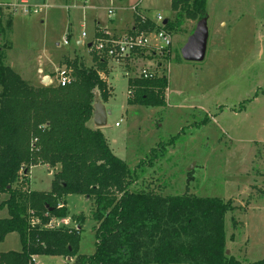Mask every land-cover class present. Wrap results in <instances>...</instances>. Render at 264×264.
Here are the masks:
<instances>
[{"label": "rangeland", "instance_id": "374dc122", "mask_svg": "<svg viewBox=\"0 0 264 264\" xmlns=\"http://www.w3.org/2000/svg\"><path fill=\"white\" fill-rule=\"evenodd\" d=\"M27 1L39 12L13 17L0 9L6 65L27 81L40 55L54 64L63 55L72 56L71 62L86 67L97 64L95 57L106 58L112 74L102 76L112 97L102 101L109 113L101 129L114 154L138 174V186L164 196L232 200L235 211L225 217L227 256L242 263L264 260V0H207L209 40L200 63L185 62L181 55L198 21H186L182 32L173 33V46L163 57L145 53L116 60L95 48L97 39L117 42L129 36L134 15L174 19L171 0ZM109 9H115L114 19ZM96 20L106 28L91 40ZM112 21L119 30L131 27L115 32ZM144 68L167 75L164 106L128 104L129 79L138 78ZM93 125L91 121L89 126ZM33 168L29 189L52 190L56 171ZM5 199L1 195L0 203ZM67 208L71 217L86 218L78 254L93 255L97 238L92 202L74 194L67 199ZM8 217V210L0 209V220ZM69 225L76 226L72 220ZM20 242L17 233L7 235L0 241V253L21 251ZM37 262L75 264L63 256H41Z\"/></svg>", "mask_w": 264, "mask_h": 264}, {"label": "trees", "instance_id": "16d2710c", "mask_svg": "<svg viewBox=\"0 0 264 264\" xmlns=\"http://www.w3.org/2000/svg\"><path fill=\"white\" fill-rule=\"evenodd\" d=\"M206 4L171 0L176 16L166 20L165 29L176 34L186 21L207 18ZM154 28L150 19L136 16L134 30ZM5 52L0 46V196H7L0 209L9 217L0 220V241L17 233L22 249L0 253V264H37L41 256H63L75 264H264L227 256L225 217L235 211L232 200L140 188L138 174L114 154L102 130L89 126L96 97L106 103L112 97L102 76L110 74L106 58L95 57L92 67L67 60L71 84L34 86L6 65ZM128 86L129 105L166 104L167 75L129 79ZM42 165L56 171L52 190L31 191V169ZM74 194L92 202L97 245L90 256L78 254L86 218L71 217L67 199ZM31 213L39 225L33 226ZM54 218H69L76 226L44 228Z\"/></svg>", "mask_w": 264, "mask_h": 264}, {"label": "built area", "instance_id": "2783aa9c", "mask_svg": "<svg viewBox=\"0 0 264 264\" xmlns=\"http://www.w3.org/2000/svg\"><path fill=\"white\" fill-rule=\"evenodd\" d=\"M90 0H86L88 3ZM0 7L2 9L8 10L13 16H28L34 13H38L39 10L37 7L32 6L27 0H11L7 2H2L0 0ZM41 10V9H40ZM136 10V9H135ZM138 12V11H136ZM109 16L115 17V10L109 9ZM141 15V14H140ZM138 16L142 21H146L150 19L152 24L154 25L153 30L139 32L138 30H134L129 36H124L122 40H101L97 39L95 48H97L98 52L104 54L109 59H133L138 51L146 50L144 53L154 52L155 54H163L170 50L173 46V34L168 33L165 29V21L167 20L162 15L158 14L155 18L148 17L144 18ZM85 37L86 34L83 33ZM67 44V41L65 42ZM57 83L61 86H66L71 84L72 82V70L68 68H61L57 72ZM156 75L154 71L150 69H142L139 73V77H143L144 79L153 78ZM31 223L33 226L39 225L38 219H36L31 213ZM59 221L55 224L54 221ZM70 219H52L48 224L44 226L46 229H55L60 228L62 226L69 227Z\"/></svg>", "mask_w": 264, "mask_h": 264}, {"label": "water", "instance_id": "95a60500", "mask_svg": "<svg viewBox=\"0 0 264 264\" xmlns=\"http://www.w3.org/2000/svg\"><path fill=\"white\" fill-rule=\"evenodd\" d=\"M166 23V21H165ZM209 40L208 20H200L196 29L188 37L186 43L181 49V55L185 62L200 63L206 58ZM45 83V82H44ZM108 111L102 100L97 96L94 104V119L98 128H103L107 124ZM229 251L227 252V254Z\"/></svg>", "mask_w": 264, "mask_h": 264}, {"label": "crops", "instance_id": "0c3cea01", "mask_svg": "<svg viewBox=\"0 0 264 264\" xmlns=\"http://www.w3.org/2000/svg\"><path fill=\"white\" fill-rule=\"evenodd\" d=\"M60 1V0H59ZM62 1V0H61ZM85 4L86 3V0H85ZM115 10V9H114ZM10 13V12H9ZM116 13V12H115ZM11 14V13H10ZM12 15V14H11ZM134 15V14H133ZM13 16V15H12ZM116 16V14H115ZM13 17H16V16H13ZM111 18V17H110ZM115 18V17H114ZM112 18V19H114ZM134 21H135V15H134ZM134 21H133V25L131 26H128L127 28H123L122 30H119L117 27H115V23H113V21L111 22V26L110 27H114V30L115 32L118 31V32H121L123 33L124 31H126L128 28L131 27V31L134 29ZM96 28H95V33L94 35L91 37V40L93 39V37L99 32V31H103L102 29H105L106 27L105 26H102V22L96 20V24H95ZM91 42H89L88 44V48L91 49V45H90ZM78 45H83V41H79L78 42ZM89 49V50H90ZM77 56V55H76ZM37 58V61H36V71H34V73L29 76V79L27 80V82H29L30 84L34 85V86H40L42 85L44 82H48L49 84L53 85L55 84V76L58 72V70L61 68H68V63L67 60L69 62H71V60H69L68 58H74L72 56H68V55H63L61 60L58 61V63L54 64L52 60L48 59L49 57H47L45 54L44 55H40V57H36ZM69 69V68H68ZM71 70V69H70ZM110 74H112V72L110 71ZM58 75V74H57ZM22 77V76H21ZM24 79V77H22ZM108 82V81H107ZM57 84V83H56ZM109 84V82H108ZM110 86V85H109ZM106 106V105H105ZM107 109V108H106ZM108 111V110H107ZM94 116H93V120L92 122L94 123V127L96 129H101V128H98L97 125L95 124V121H94ZM118 125V124H117ZM102 130V129H101ZM42 167H45V168H49L48 166L46 165H42ZM34 169V168H33ZM31 169V174H32V170ZM52 170V169H51ZM53 171V170H52ZM51 174V173H50ZM32 176H29V180L31 179ZM30 185V184H29ZM40 258V257H39ZM39 258L36 260L38 261ZM65 258V257H64ZM66 261H72L75 259H69V258H65ZM36 261V262H37ZM38 264V262H37Z\"/></svg>", "mask_w": 264, "mask_h": 264}]
</instances>
